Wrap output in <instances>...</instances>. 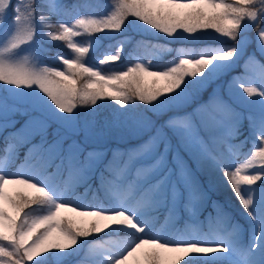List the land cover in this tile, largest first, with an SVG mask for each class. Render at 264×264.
Here are the masks:
<instances>
[{
	"label": "snow or ice",
	"instance_id": "1",
	"mask_svg": "<svg viewBox=\"0 0 264 264\" xmlns=\"http://www.w3.org/2000/svg\"><path fill=\"white\" fill-rule=\"evenodd\" d=\"M130 29L229 43L89 66L92 38ZM42 41L70 50L60 67L42 66ZM241 60L237 98L203 99ZM102 233L127 238L75 264H264V0H0V264H67Z\"/></svg>",
	"mask_w": 264,
	"mask_h": 264
},
{
	"label": "trees",
	"instance_id": "2",
	"mask_svg": "<svg viewBox=\"0 0 264 264\" xmlns=\"http://www.w3.org/2000/svg\"><path fill=\"white\" fill-rule=\"evenodd\" d=\"M71 2L75 3L77 0H71ZM81 2H88V3H103L105 6L110 2V0H81ZM100 11H103V9H100ZM134 32L135 37L129 41L125 42L123 41L124 47L122 50V58L118 62H109L107 64L101 65L103 69L110 73L113 70H123L129 62L133 61L136 62L138 58L142 59L143 61H147L148 59H152V62L157 67H165L172 63L173 61L177 60L180 56V50H187V49H195V50H201L205 47H214V46H220L229 43V41L225 39H220L217 37H205L201 40H166L163 35H155L154 33H139ZM125 34L124 32L122 34H117L115 37L111 39H95L92 38V42L97 44L93 46L92 50L90 51L89 58L92 60H96L97 62L107 53L110 51H118L119 44H120V36ZM84 42H87V37H81ZM146 41L150 42L153 45H159L161 48L164 49H171V51H162V55L156 54L155 56L150 54V49L144 48L140 42ZM93 43V44H94ZM50 48H48L49 50ZM45 59L51 60L49 56H45ZM52 63V62H50ZM49 66V65H47ZM52 66V65H50ZM101 111H111L113 108L117 107V105L114 104V102L111 101H101ZM20 121V120H19ZM21 122V121H20ZM246 123V122H245ZM245 134H247V131H245ZM247 147H250V145L246 146L243 150H247ZM23 153V150H21ZM16 165L12 166L15 167ZM88 200H91L90 197L87 198ZM219 199L224 201L223 196L219 194ZM185 214H183V218L185 219ZM160 220L162 217L159 218ZM119 235H124L123 233ZM101 236V235H100ZM100 236H94L93 238H99ZM91 238V237H90ZM91 260V259H90Z\"/></svg>",
	"mask_w": 264,
	"mask_h": 264
},
{
	"label": "rangeland",
	"instance_id": "3",
	"mask_svg": "<svg viewBox=\"0 0 264 264\" xmlns=\"http://www.w3.org/2000/svg\"><path fill=\"white\" fill-rule=\"evenodd\" d=\"M133 31L141 33V31L139 29H136V30L130 29V30L125 31L124 32L125 34H123L121 36H126V37L130 38L128 40H125V42H129L135 37ZM116 35L117 34H114L112 36H106L104 34H99L98 36L95 37V39H102V38L103 39H111V38L115 37ZM155 35H157V34H155ZM121 36H120V38H121ZM208 37H217V38H220V39H225V38L219 37L216 34L209 35ZM165 38H166V40H176V39L177 40H182V39H179V38H168V37H165ZM185 40H201V39L185 38ZM77 42L83 43L84 40L82 38H77ZM96 44H97V40H96ZM96 44L94 43L93 46H95ZM48 48H50V49L48 50ZM57 53H61V54H64V55H70V50H68L66 48V46L64 45L63 42L42 41V50H41V55H40V59L44 61V64H42V66L52 65V66L60 67L61 63L53 58ZM114 53H115L114 51H110V52H107L105 55L114 54ZM158 55H162V53L160 52V53H158ZM45 56H49L51 58V60L45 59L44 58ZM86 60H87V63L89 64V66L99 67L103 72L107 73L103 69V67H101V65L96 60L90 59L89 56L86 58ZM142 61H143L142 59L138 58L136 62H142ZM50 62H52V63H50ZM131 63H134V62L133 61L129 62L128 64H126L125 68ZM243 65H244V61L241 60L239 62V64H237L231 70H229L226 75L222 76L218 80H215L213 83L207 85L206 86L207 90L202 93V98L203 99H207L208 95L212 92V89L217 88V86L219 85L220 86V91H222L224 93L226 98H228V96L231 95L233 99H236L237 98L236 97V93H239L240 90L237 89V88H233V91L231 93H229L228 90H227V84H228V81L231 80L233 77H240V76L245 74ZM145 79H146V82L150 84L152 78L151 77H146ZM240 107H241V110H243V111H248L249 110L247 105H240ZM16 119L21 121L20 124H23L24 120L27 119V117L18 116V117H16ZM20 124H17V127H20ZM9 130L11 131V129H9ZM245 151H247V150H245ZM18 167H19L18 164L15 167L10 166V170L15 171V170L18 169ZM6 170H9V169H6ZM220 194L223 196L224 200L226 199L227 195H230V194L225 193V190L223 189V186H221ZM81 195H83V192H81ZM221 202L223 203L224 201L221 200ZM232 206L236 207L234 205V202H233ZM66 214L67 215H72L71 213H66ZM184 214L186 216L184 220L186 222H190L188 220L187 213H184ZM236 215H237V219H239L240 222L243 223V217L239 216L238 213ZM161 224H163V218L161 220L159 219V223L157 224V227L159 228ZM100 235H99L100 236L99 238H93V237L89 238L88 241L85 243L84 248L80 251L79 255L77 257L69 258L67 264H75V261L76 260H80V259H86V260L93 259L92 257L87 256V247H88V244L92 243L94 240L122 241V240L127 238L125 235L108 236L105 233H102Z\"/></svg>",
	"mask_w": 264,
	"mask_h": 264
}]
</instances>
